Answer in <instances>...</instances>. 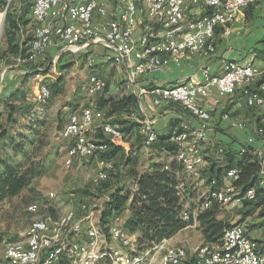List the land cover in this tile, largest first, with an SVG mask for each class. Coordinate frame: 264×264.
<instances>
[{
  "label": "built area",
  "instance_id": "obj_1",
  "mask_svg": "<svg viewBox=\"0 0 264 264\" xmlns=\"http://www.w3.org/2000/svg\"><path fill=\"white\" fill-rule=\"evenodd\" d=\"M264 0H33L30 9V40L22 63H32L43 58L50 47L61 53H91L92 46H99L104 61H111L127 72L126 85L132 87L145 75L161 70L165 62L179 64L188 55L209 59L216 52L217 32L228 33L229 26L247 7ZM112 4L119 7L114 10ZM199 13V14H198ZM5 12L0 13V45L5 27ZM94 55V54H93ZM94 55L89 63L97 64ZM201 79L189 80L169 87H152L142 90L149 94L155 106L180 104L198 121L191 128L183 125L172 130L167 141L178 146L176 160L183 166L185 175L199 181L204 179L207 166L203 144L209 141L211 112L200 100L212 98V106H220L225 98L240 86L242 103L248 109L264 107V69L253 62L227 61L221 73H213L209 66L200 68ZM24 74L28 73L25 69ZM2 76L0 77L1 87ZM33 90L26 94L29 104H45L52 98L49 80L39 73L31 75ZM258 83L256 89L249 87ZM107 81L92 73L85 91L89 96L100 94ZM216 96H213V90ZM138 123V134L145 146L158 141L159 135L150 118L132 113L129 117ZM238 127L243 130L245 123ZM101 132L106 139L96 136ZM68 147L64 166L71 168L76 162L99 157L109 152L111 144L122 146L129 139L113 117L102 110L85 107L80 112L70 111L61 132ZM256 136L264 139V129H256ZM247 140V145L253 143ZM248 147H243V153ZM261 158L260 176H264V153ZM100 158V157H99ZM98 170L91 184L107 182L115 171L114 162L100 158ZM239 169H228L219 180L212 179L206 197L191 210L181 194L184 218L204 210L235 209L245 201L257 197L255 188L246 191L236 185ZM57 198L49 192L48 201ZM105 196L100 204L83 200L78 209H69L58 217L45 211L48 205L33 202L26 211L33 216L21 240L9 242L5 247L7 264H145L151 250L160 252L158 264H184L193 259L195 264H264V247L251 238L242 224L227 228L215 243L189 246L169 243L168 239L140 251L136 247V234L125 231V214L114 215L105 226L100 223ZM43 212V213H42Z\"/></svg>",
  "mask_w": 264,
  "mask_h": 264
},
{
  "label": "rangeland",
  "instance_id": "obj_2",
  "mask_svg": "<svg viewBox=\"0 0 264 264\" xmlns=\"http://www.w3.org/2000/svg\"><path fill=\"white\" fill-rule=\"evenodd\" d=\"M32 3L33 0H0V13L5 12L6 9V27L0 45V77L2 76L0 87V135L2 131H5L6 136L3 138L0 136V158L8 156L7 158L10 161L20 163L24 161L26 156L34 154L36 157H45L44 161L46 167L42 175L32 180L29 188L24 189L17 196L6 199L0 203V264L5 260L4 254L7 243L21 240L26 234L33 216L25 211V209L31 203L41 202L44 205H48L47 209L43 212L47 211L56 218L63 212L69 210L74 202L78 204L80 201L88 200L89 202L100 204L102 202L101 200L107 195V188H109V186H125L124 192L127 191L130 194L136 190L133 179L128 176V170H130L131 167L124 164L125 156L128 154L126 151L128 149H123V146H120V151L122 152L113 159L115 171L110 172L107 182L101 183L98 186L92 185L91 179L98 170L97 163L100 156L76 162L71 168L64 166L63 160L68 142L63 139L61 135L66 123V121L64 122L63 120L66 119L69 112L75 108L76 103L80 99H83L85 94L88 95L85 91V86L83 88L82 85L87 82L90 76L89 72L93 71L95 74L103 75L107 73V71L115 68V65L111 61H108L100 68H96L95 66L90 68L89 63L91 58L94 55L98 56V54L94 53L93 55L92 53L85 54L82 52L74 55L73 58H71L73 60H69L70 63L63 65L65 67L70 66L63 70L59 67V62L53 61L52 57L49 56L39 58L32 63H22V57L18 54L19 52L6 53L7 42L5 33L10 18L15 20L18 17L21 18V31L16 34V41L14 42V44H18L21 38L26 36V26H28L30 16L29 13L27 16L23 15L27 10L28 12L30 11ZM96 47L98 51L103 52L101 47ZM28 67L32 68V75L37 73L40 75L45 73L50 75L47 80H49L55 92L52 98L45 104L34 105L27 103L25 100L26 94L33 90V84L31 78L23 79L20 73L25 71ZM62 70V74L57 76ZM109 76L110 75H107V77L105 76V78H103L107 81V84L109 83L107 90L112 91L115 88H113V86L110 87L111 83L108 81ZM20 79L25 81L22 82L20 86L21 90L11 99V102L15 106H25L27 109L24 112L16 110L10 111L5 107L3 99L5 95L11 92V83H13V80L19 82ZM56 82L59 84L56 85ZM107 90L101 92L97 96H112L113 94H109ZM97 96L96 98H98ZM66 107L72 110L67 111ZM10 115L12 121L8 122ZM115 119L128 122L123 116H117ZM99 134L100 132L98 131L96 136ZM11 137L14 138V144L24 145V153L15 154L13 152L9 141ZM98 138H101V136ZM142 147L143 146H140V149ZM128 148L132 150V147L129 146ZM137 152L138 164L141 160L143 163L142 165H146L147 167L149 164L147 162L148 159H145L144 156H139L140 153L139 151ZM207 152L204 150L206 156L210 155L211 152L208 150ZM215 153H217V159L221 160L222 154L217 151ZM154 162H163V159L158 158L155 159ZM164 165L167 167L168 162H165ZM119 170H122V173H120ZM177 177L179 181L178 189L188 201L189 209L192 212L196 204H200L206 197L211 182H204L203 179L200 184H198V180L185 175L183 170L178 173ZM49 192H53L57 195V198H54L53 201H48ZM64 194H73L76 198L75 201L71 202L67 197H63ZM223 212L222 215L231 220H234L237 215H239L241 219L243 208L237 207L232 211L225 210ZM258 214L259 213L253 214L248 218L247 222L249 224L258 222ZM191 234L194 236L190 245L188 244L189 246L195 247L205 243L200 231L198 233L192 231ZM261 237H264V234H262ZM159 257L160 252L152 249L146 258L145 264H158ZM5 264H7L6 261ZM102 264L109 263L105 261Z\"/></svg>",
  "mask_w": 264,
  "mask_h": 264
},
{
  "label": "trees",
  "instance_id": "obj_3",
  "mask_svg": "<svg viewBox=\"0 0 264 264\" xmlns=\"http://www.w3.org/2000/svg\"><path fill=\"white\" fill-rule=\"evenodd\" d=\"M28 13L30 14V11L28 12L27 10L23 16H27ZM20 20L21 18L19 17L16 20L10 18L8 22L5 33L7 42L6 53L19 52L18 54L24 57L30 35L28 34L23 39L21 38L18 44H14L16 34L21 31ZM30 22L31 19H29L28 24ZM69 67L61 66L60 68L65 70ZM26 71L28 72L26 75H29L27 77H30L33 73L31 67L26 68ZM58 84L56 82V85ZM257 86L258 83L249 88L256 89ZM20 90L21 88L11 91L3 99L5 107L10 111L24 112L27 109L25 106H15L11 102V99ZM106 90L107 87L104 91ZM54 92L55 90L52 88V96ZM105 96L101 95L98 98L97 105L101 109L107 108L105 112L107 117H113L119 113H130L136 107L135 98L132 95H124L121 98H106ZM9 121H12L11 115L8 118ZM63 121L65 122L66 119ZM115 121L122 126V130L126 134H130L134 127L129 122L119 119H115ZM262 127L264 129V126ZM0 136L2 138L5 137L6 132L2 131ZM99 136H101L100 139H106L101 132L97 137ZM9 141L15 154L24 153L23 144H14L13 137L9 138ZM139 149L140 147L130 150L126 154L124 161L126 166L131 167L128 170V176L133 179L136 190L130 194L127 191L124 192L125 186H109L107 188V198L103 204L101 225L105 226L114 215L125 214L129 209L130 213L127 217L125 216L123 227L128 233L136 234L135 243L140 251L151 248L165 239L172 238L182 229L193 225L195 221L198 223V230L201 232L205 243L218 242L222 238L224 231L232 227L231 223L218 219V208L213 207L204 210L197 215L196 219L192 215H189V218H184L182 215L184 207L180 190L178 189L179 181L177 175L183 170V166L175 159L178 146L168 142L167 137L159 136L155 144L147 147L150 162L142 171L136 169L138 164L137 151ZM120 150V146L111 144L109 152L101 154L100 158L113 161L121 153ZM215 150L222 154L221 160L217 159ZM214 151L208 156L205 155L207 166L202 172L203 178L210 183L212 179L219 180L228 169L237 167L239 169V179L236 185L242 191L255 188L257 192L255 200L245 201L242 204L244 208H247L244 215L258 208H262L261 214L264 215V194L259 188L261 182L259 174L260 156L251 147H248L243 153H240V151L235 153L228 148H219V145H216ZM7 157L0 158V203L17 196L21 191L29 188L32 180L42 175L46 167L45 157H36L34 154L26 156L24 161L20 163L12 162ZM158 158L163 159V162H154ZM165 162H168L167 167L164 165ZM184 264H195V262L193 259H189Z\"/></svg>",
  "mask_w": 264,
  "mask_h": 264
},
{
  "label": "crops",
  "instance_id": "obj_4",
  "mask_svg": "<svg viewBox=\"0 0 264 264\" xmlns=\"http://www.w3.org/2000/svg\"><path fill=\"white\" fill-rule=\"evenodd\" d=\"M112 5L115 11L119 10L118 5ZM26 27L27 36L31 25L28 24ZM95 47L92 46L90 51L92 54H98V56L96 55L98 61L95 67L100 68L106 64L107 61H104L101 58L104 52L98 51L97 47ZM74 55H76V53L69 51L61 53L59 48L53 46L48 49L44 58L46 56L52 57L53 61L59 62V67H61L66 63H70L69 60H73L71 58H73ZM227 61H236L239 63L253 62L257 68L264 69V2L245 8L237 16L236 20L229 26L227 34H224L222 30L217 32L216 52L209 59H204L197 55H188L185 56L179 64L167 61L161 70L145 75L144 77L137 80L130 88L126 85L127 72L123 67L118 68L115 66V68L109 71L106 70L107 73H104L100 76L105 78V76L107 77V75H110L108 79V81L111 83L110 87L113 86V88H115L112 91L108 90L109 94H113L110 96V98H121L124 95H132L135 98V109H132V112L130 113H119L113 116L114 120L117 116H123L124 118H127L132 113H135L141 118H150L153 121L158 135L160 137H167L172 130H178L185 124L189 125L191 128L197 127L198 121L191 117L178 103L155 106L152 102V97L149 94H143L142 90L152 87H169L178 83L187 82L189 80L199 81L201 79L200 68L202 66H209L213 73L218 74L222 72L224 64ZM62 72L63 71L59 72L57 76H60ZM92 73L93 71L89 72L90 75ZM20 75H22V78L24 79L25 74L21 72ZM41 76L46 78L50 77V75L47 73ZM27 78L30 79L31 76ZM21 84V79L19 82L13 80V83H11V91L21 88ZM85 84L82 85L83 88ZM108 85L109 83L107 86ZM242 90L243 88L239 86L236 89L238 92L235 91L236 93L234 92L233 95L223 100L222 105L216 107L212 106V98L200 100L201 105L211 112V121L209 123L210 139L207 143L203 144V149L206 150V152L207 150L213 152L216 145H219V148L225 147L235 153H238L243 147H251L257 154L264 153V139L262 140V138L260 139L256 136V129L259 127L263 128L262 126H264V107L253 110L244 107L242 103ZM96 96L97 95L89 96L85 94V97L76 103L73 110L69 107H66V109L67 111L72 110L80 112L85 107H92L106 112V107L101 109L97 105V100L101 96H97L98 98H96ZM213 96H216L215 89L213 90ZM105 97L107 98V96ZM129 119L130 120H126L129 123H132L134 127L130 131L129 139L126 140L124 144H122L124 147L123 149H128L126 153H129V146L132 147V150L143 146L139 150V156H144L145 159H148L147 162L149 163L150 156L147 151V146L142 143V138L137 132L138 123L136 122L135 118L130 117ZM241 123L246 124V128L243 130L238 127V125ZM249 138L254 139L251 145H247V140ZM142 164L143 163L140 160L139 164L136 166L138 171H142L146 167V165ZM121 171L122 170H119L120 173H122ZM126 178L128 179L127 176ZM205 181L206 180L204 179V182ZM259 188L264 194V176H261ZM63 197H67V199L71 202L75 201L76 199L73 194H64ZM70 208L76 211L78 209L77 202H74ZM238 208H243L241 219L239 218V215H237L234 220L224 217V215H222L224 213L223 211L234 210L226 208L219 209L218 219L227 221L231 223L232 226L235 224H242L245 227L247 234L251 238L257 240L261 246L264 247V237H261L264 232H260L264 231V215L261 214L262 208L255 209L247 215H244L247 208H244L242 205L238 206ZM129 213L130 211L128 209L125 212V216L127 217ZM256 213H259L257 215L258 222L249 224L247 222L248 218ZM192 231L195 233L199 232L198 223L196 221L193 223V225L182 229L175 236L168 239V242L190 245L194 236L191 234ZM2 264H5V260Z\"/></svg>",
  "mask_w": 264,
  "mask_h": 264
},
{
  "label": "water",
  "instance_id": "obj_5",
  "mask_svg": "<svg viewBox=\"0 0 264 264\" xmlns=\"http://www.w3.org/2000/svg\"><path fill=\"white\" fill-rule=\"evenodd\" d=\"M24 78L26 79L27 78V75L25 74L24 75ZM25 80H23L22 82H24ZM100 220H101V217H100ZM235 225H237V224H235Z\"/></svg>",
  "mask_w": 264,
  "mask_h": 264
}]
</instances>
